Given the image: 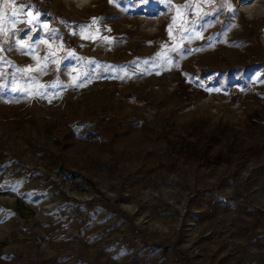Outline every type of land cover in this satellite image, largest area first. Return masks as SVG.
I'll return each mask as SVG.
<instances>
[{
    "label": "rangeland",
    "instance_id": "1",
    "mask_svg": "<svg viewBox=\"0 0 264 264\" xmlns=\"http://www.w3.org/2000/svg\"><path fill=\"white\" fill-rule=\"evenodd\" d=\"M230 3L170 39L168 0H0L40 14L0 34V264H264V0Z\"/></svg>",
    "mask_w": 264,
    "mask_h": 264
},
{
    "label": "snow or ice",
    "instance_id": "2",
    "mask_svg": "<svg viewBox=\"0 0 264 264\" xmlns=\"http://www.w3.org/2000/svg\"><path fill=\"white\" fill-rule=\"evenodd\" d=\"M110 3L113 2V0H109ZM214 0H186V3L182 4V5H174L171 4V0H168L169 3V7L171 8H175L176 9V15H174L172 17V21L171 23L168 25L167 31L169 34V38L172 39L173 35H174V30H177L181 33V39L187 38V39H192L193 37L188 36V33L190 31H192L190 24H194L196 22H198L199 20L203 19V17L205 15H208L209 13H204L202 10H200V4L204 3V4H210L213 3ZM195 5V12L193 13L196 16V20H191L189 13L193 11V7ZM222 6H227L229 11H232V4L230 3V0H224V4ZM17 13H21V14H26L29 19H27L26 21H13V31L12 32H8L4 26H3V19L4 16L2 13H0V34H3L5 36H11V35H15L17 29H16V24L18 23H26L29 26L30 30H34L35 26L39 23V13L36 12L35 14H33L32 11H27L25 7L20 6L17 8H14L11 15L14 17L17 15ZM101 22V18H96L93 17L92 18V25ZM92 25H85L82 27L81 31L82 32H90ZM44 28H48V25H43ZM235 27V26H233ZM110 31V29H108ZM97 32H99V29L96 30ZM54 30H49V35H54ZM195 38H200L203 39L204 37L202 36L201 32L197 31L195 33ZM104 40H108V37H103ZM41 42H46V41H41ZM16 44L19 46V49L21 51V54H26L25 49H32V44L33 42H29V43H25L23 41V39H19L16 41ZM181 45H175L172 48L169 49V51H173L176 52L179 50V47ZM49 47H51V45H49ZM167 47L166 45H162V50ZM4 49L2 46H0V52H2ZM199 50V49H197ZM55 53H49L47 55H45L43 57V60L45 61V63L41 66L39 63L37 64V67L35 69L33 68H23V69H17V71L20 72H31V71H40L43 72V70L45 68H47V61H49L50 57L54 56ZM69 55H74V53H69ZM158 56L161 55V53L157 54ZM166 55V54H165ZM4 57L0 56V61H3ZM52 63H57L56 60H52ZM145 63H147V61H145ZM83 80V76H77L74 78L73 80V86L76 87H82L84 86L82 83ZM79 81V83H78ZM60 86L58 84H53V85H48L47 87H57ZM13 91H20V89H12ZM209 91H213L212 89H208ZM215 91H219V89H215ZM37 95H41L43 96L44 93H36Z\"/></svg>",
    "mask_w": 264,
    "mask_h": 264
}]
</instances>
